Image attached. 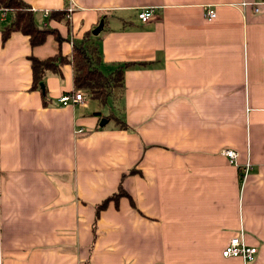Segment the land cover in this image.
Segmentation results:
<instances>
[{
  "label": "crops",
  "instance_id": "obj_1",
  "mask_svg": "<svg viewBox=\"0 0 264 264\" xmlns=\"http://www.w3.org/2000/svg\"><path fill=\"white\" fill-rule=\"evenodd\" d=\"M24 1L61 40L3 38L0 7V264H264V4L72 0L58 20L65 0ZM88 32L102 71L128 63L105 114L58 102L70 63L46 72L44 102L31 89L28 56L70 57ZM234 236L253 261L221 256Z\"/></svg>",
  "mask_w": 264,
  "mask_h": 264
},
{
  "label": "trees",
  "instance_id": "obj_2",
  "mask_svg": "<svg viewBox=\"0 0 264 264\" xmlns=\"http://www.w3.org/2000/svg\"><path fill=\"white\" fill-rule=\"evenodd\" d=\"M0 7L11 11V23L3 30V38H6L10 32L19 31L28 37L29 45L42 44L48 34L54 36L57 43L61 40L60 35L54 29L44 26L39 27L34 21L30 4L24 0H0ZM56 19L64 18V11L56 12ZM91 33L80 39H74L71 42L72 50L70 57L59 53L47 56L44 59H38L34 56H28L31 68V89L40 90L42 101H45L46 90L43 79L46 72L60 75L59 67L64 63H70L72 66L73 87L81 89L88 98L97 103L105 104L110 97L117 96L123 90V70L128 63H119L109 68L107 71L101 70V53L95 41L89 40ZM42 83V87L39 83ZM112 116V115H111ZM108 117V116H105ZM119 127H125L123 122L115 117ZM117 191L106 199L102 200L98 208L106 206L108 200H116L125 194V191L117 186Z\"/></svg>",
  "mask_w": 264,
  "mask_h": 264
},
{
  "label": "built area",
  "instance_id": "obj_3",
  "mask_svg": "<svg viewBox=\"0 0 264 264\" xmlns=\"http://www.w3.org/2000/svg\"><path fill=\"white\" fill-rule=\"evenodd\" d=\"M68 4L64 10L65 17L69 18V15L72 13L75 8V3L72 0H65ZM260 4H264V0H258L256 2H241V6L250 5L252 11L257 12L258 6ZM204 17L207 19H211L215 16L214 9L212 7H204L203 8ZM138 19L142 22L149 20L154 14L152 13V9L145 7L140 9L136 13ZM86 94L81 89H75L72 93L67 94L64 93L58 98V102L60 104H84L86 99ZM77 131H82V128L76 129ZM221 154L227 157V160L231 164H235L236 160V152L232 149H222ZM228 244L221 251L222 257H240L244 263L251 262L255 258V253L257 248L255 245H247L240 240V237L234 236L230 238L227 242Z\"/></svg>",
  "mask_w": 264,
  "mask_h": 264
},
{
  "label": "rangeland",
  "instance_id": "obj_4",
  "mask_svg": "<svg viewBox=\"0 0 264 264\" xmlns=\"http://www.w3.org/2000/svg\"><path fill=\"white\" fill-rule=\"evenodd\" d=\"M86 101H87V103L89 104V105H91V104H93L94 105V107L95 108H99V110L102 112V113H106L107 112V107L105 106V107H102V105L101 104H99V103H97L95 100H93V99H91V98H88V97H86V99H85ZM101 105V106H100ZM88 109H90V108H88ZM91 110V109H90Z\"/></svg>",
  "mask_w": 264,
  "mask_h": 264
},
{
  "label": "water",
  "instance_id": "obj_5",
  "mask_svg": "<svg viewBox=\"0 0 264 264\" xmlns=\"http://www.w3.org/2000/svg\"><path fill=\"white\" fill-rule=\"evenodd\" d=\"M102 27V21H100L93 29H91L92 31V34L96 35L100 32V28ZM39 86L42 87V83L40 82L39 83ZM106 121V118L104 119H101L100 122H99V125H103Z\"/></svg>",
  "mask_w": 264,
  "mask_h": 264
}]
</instances>
